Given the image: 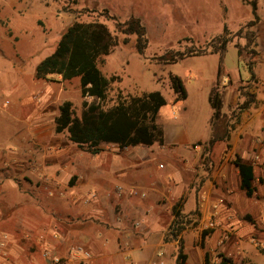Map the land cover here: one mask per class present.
<instances>
[{
    "label": "rangeland",
    "instance_id": "rangeland-1",
    "mask_svg": "<svg viewBox=\"0 0 264 264\" xmlns=\"http://www.w3.org/2000/svg\"><path fill=\"white\" fill-rule=\"evenodd\" d=\"M253 2L0 0V201L4 199L14 205L9 209L7 203H0L1 220L5 222H0V240L5 236L7 238L5 245L0 244V264H91L94 259L92 252L85 246L71 245L67 254L61 255L48 243L50 239L64 245L65 242L59 239L67 236L71 227L69 218H73V206L88 208L99 197L96 191L81 197L78 192L62 185L63 167L73 160L69 158L78 156V166L86 172L92 154L86 147L81 148L72 143L67 132L58 134L55 131V119L65 102H71L75 115L80 117L84 103H91L93 98L82 97L79 78L63 80L60 76H49L48 79L38 80L35 75L38 64L54 53L67 29L76 22L99 23L118 38V45L110 55L99 61L105 76L119 78L110 87L107 106L116 104L119 93L123 96H141L158 91L166 100L159 111L158 123L161 126L177 125L187 141H194L210 136V119L214 110L209 103V96L217 80L220 54L190 57L188 54L205 49L211 51L212 46L219 45L216 38L224 35L238 44L241 56L248 61V65L254 67L264 62V30L263 25L258 24L259 18L252 16ZM132 17L140 19L146 29L148 45L143 54L137 51L136 35L123 34L117 25ZM225 27L228 29L226 34ZM257 36L262 37L259 42ZM221 65L232 78L239 77V74L245 78L251 74L249 67L239 59L238 50L231 44ZM256 72L253 79L240 81L234 86L227 75L223 79L219 78L217 90L224 101V118L219 128L228 127L230 139L217 144L212 151L201 147L203 158L200 159L199 170L203 177L197 179L193 188L197 190L196 199H200L202 204L191 214L182 210L185 229L178 239H173L171 234L178 224L174 231V222L168 227L165 241L175 244L169 251L159 248L152 257V264H176L180 250L183 248L185 252V241L181 234L186 230L187 236H193L194 246H200L204 231L208 232L205 240L209 236H221L214 251H209V264H217L220 253L241 260L238 253L225 250L231 242L238 244L236 236L264 237V64L259 65ZM172 76L183 81L187 92L185 100L174 92ZM25 101L31 106L25 107ZM246 102L250 104L249 107L241 111L240 108ZM21 104L22 107L17 110H21L23 117L30 110L42 113L47 137H28L26 142H22V138L27 135L26 124L12 113ZM178 144L181 148L187 145ZM101 147L103 151L97 156L99 159L105 153H123L130 149L109 144ZM158 148L155 145L153 149ZM246 148L253 155L257 152L262 154H256L254 161L249 160L255 168L254 185L257 189L255 196L249 200L252 209L249 211L242 205L243 200H248L239 189L238 175L231 164ZM224 164L227 165V176L224 181H220L222 176L219 177V170ZM5 181H11L17 187L14 195H7L8 199L3 198L1 193ZM23 184L25 189H22ZM117 187L114 194L119 199L127 195L147 198L142 190H127L120 186V192ZM205 190L210 191L211 195L208 203L202 199ZM24 205L36 213H25V207L21 209ZM37 207L40 213H37ZM57 209L68 213L59 217L54 215ZM81 212L84 222L92 217L89 212ZM11 216H15L13 223L7 221ZM57 217L61 218L62 223H57L54 226L56 230L50 231L47 224ZM136 223L135 226L139 228L140 222ZM249 242L255 250L264 253V245L258 240ZM132 247L133 244L128 240L122 243L123 264H133ZM30 248L38 260L29 258L27 252ZM258 251L249 264H264V254Z\"/></svg>",
    "mask_w": 264,
    "mask_h": 264
},
{
    "label": "crops",
    "instance_id": "crops-1",
    "mask_svg": "<svg viewBox=\"0 0 264 264\" xmlns=\"http://www.w3.org/2000/svg\"><path fill=\"white\" fill-rule=\"evenodd\" d=\"M253 1L252 5H255L256 14L259 18L258 24H262L264 30V0ZM252 16L254 17L253 11ZM259 38L262 37L257 36L258 42ZM230 44L238 50L239 59L250 69L248 61H245L239 54L238 44L233 43L231 40L228 46ZM208 54L211 53H207L205 55ZM222 63L223 60L221 62L220 55V73L218 69L217 80L213 84L210 96L213 90L217 89L219 78L223 79L227 75L231 84L234 86L240 81L246 82L253 79L254 74H257V67L264 64V62L257 63L256 66L252 67V70L250 69L251 74L246 75L245 78H243L241 74H239V77L236 76V78H232L230 74H226L227 71L222 67ZM262 78L264 79V76H262ZM237 97L238 96L236 94V98ZM27 106H31V104L25 101V107ZM20 107H22V104L18 108H15L16 111H13L12 113L26 124L25 131L27 132V135L25 138H22V142H24L28 137L36 139L47 137L45 135L46 127L44 126V117L42 113L37 112V110H30L25 114V117H23L21 110H17ZM213 114L210 119V136L207 139L187 141L186 138L181 135L183 131H181L177 125L161 126L158 123L157 118L156 124L158 128L162 130L164 136L163 145L156 143L150 147H130L129 151L123 153H105L102 159L97 157L100 154H92V160L90 159L91 163H89L86 172H84L85 170L83 171L79 168L77 163L78 156H73V158L71 156L69 159L73 160L69 165H65L63 167L65 169L62 168V185L69 188L73 192H78L81 194V197L95 191L99 193V197L95 202L89 204L87 206L88 208H81V210L73 206L71 211L73 212V218H69L71 227L68 230L67 236H61L59 239L64 241L65 244L61 245L49 239L48 243L50 242V247L55 249L59 254L66 255L68 247L70 248L71 245L85 246L94 256L91 264H123L121 246L122 243L127 240L133 244L131 250L133 264H152V257L156 254L159 248H164L166 251H169L170 247H172L175 243L166 242L165 237L168 233V227L176 219L173 213L174 206L179 203V208H181V210L185 211L187 214H191L195 209H199L200 204H202L200 199H196L195 194L197 190L193 188V185L197 182V179L203 177V175H200L199 170L201 167L199 162L200 159L203 158L201 147L207 145L212 139ZM34 128L36 130H34ZM226 142H220V144ZM178 143H186L187 145L182 147L184 148V150H182ZM200 143V146L197 145ZM155 145L159 146L158 150L153 149ZM193 145H197V147H193ZM23 150L25 151V149ZM249 151L250 149L246 148V151H241L237 156L249 163V160L254 161L256 154L262 155L260 152L253 155L254 153ZM110 162H112V164L115 163L116 165H110ZM107 163L108 165L106 166ZM231 164L234 166V169L239 176L238 169L234 162ZM160 165H163L164 167L160 168ZM225 168H227V165L225 166L224 164L219 170V173L221 174L219 177L222 176V180L220 181H224V178L227 176ZM207 177L210 178V175L207 174ZM68 184H70V186ZM23 185L22 189H25V185ZM116 186H121L127 190H142L147 194V198L141 199L139 197L127 195L124 198L119 199L114 194ZM14 190H17V187L13 185L11 181H5L1 187L2 197L8 199L7 195H14ZM205 191H203L204 196L202 199H205L208 203L211 195L210 191ZM245 198L248 201H242L243 207H245L246 211L252 210L250 207L251 203H249L251 198H248L246 195ZM3 201L8 204L9 209L13 208L14 205L9 204L10 202L8 203L4 199L1 200L0 203ZM8 201H10V199ZM243 202L246 203V206H244ZM26 206L24 205L21 207V209H24L25 207V213L31 211L36 213V211H33L32 208H28ZM5 207H7L6 204ZM37 211V213H40L38 207ZM62 211L57 209L54 212V215L64 217V215L68 213ZM81 211L89 212L92 217L84 222L85 219L82 218ZM1 217L2 211L0 207V222L5 223L1 220ZM14 217L15 216H11L7 221H9V223H13ZM119 218H121V221ZM60 219L58 217L54 218L52 223L47 224V227L51 229H49L50 231L56 230L54 226L61 222ZM136 222H140L141 226L139 228L135 226ZM220 237L221 236H209L207 240H205V246H202L200 239V246H194L193 236H187V230L184 231L181 234V238L185 241V252H183L187 255V264H197V262L198 264H209V262H206L205 252L214 251ZM236 237L237 240H239L238 244H233L231 242L225 250H228L231 253L239 254L241 259L240 261L232 258L234 261L236 260L235 262L238 264L252 263V259L255 254H257L256 252L258 250H255L252 246H250L249 241L256 239L259 243L264 245V237ZM225 250L223 251L225 252ZM27 253L32 261L33 259H37V256L34 255L31 248ZM217 260L219 259H216V261Z\"/></svg>",
    "mask_w": 264,
    "mask_h": 264
},
{
    "label": "trees",
    "instance_id": "trees-1",
    "mask_svg": "<svg viewBox=\"0 0 264 264\" xmlns=\"http://www.w3.org/2000/svg\"><path fill=\"white\" fill-rule=\"evenodd\" d=\"M253 15L255 19H258L255 5ZM117 25L123 34L136 35L137 51L143 54L147 48L148 39L146 29L140 19L132 17ZM227 32L228 29L225 27L224 33ZM216 41L219 45L212 46L211 51L205 49L189 53L188 56L219 53L222 62L230 39L223 35L219 39L216 38ZM117 45L118 38L106 26L99 23L76 22L63 34L54 53L42 60L36 68L35 75L38 80L48 79L49 76H60L63 80L79 78L82 97L93 98L91 103H84V110L80 117L75 115L73 104L67 101L61 106L60 114L55 119L56 133L67 132L72 143L81 148L86 147L93 155L100 154L103 151L101 146L104 144H114L121 149L138 146L150 147L156 143L164 144L163 132L156 124L159 111L166 104L160 92L144 93L141 96H123L119 93L116 104L107 106L110 87L119 78L105 76L99 67V61L110 55ZM239 54H242L241 51ZM250 69L252 70V64H250ZM171 83L178 97L185 100L187 92L181 78L172 76ZM209 103L214 110L213 136L205 148L212 151L218 143L229 141L230 131L228 127L222 130L219 128L224 115L222 114L223 97L217 89L213 90ZM249 105L248 102L244 103L240 110L247 109ZM234 164L239 173L240 190L248 198H253L257 192L254 185L256 180L254 166L239 156L234 160ZM179 205L177 203L173 209L176 217L172 226L173 231L175 225L178 224L175 232L171 234L173 239H178L185 229ZM207 234L208 232L204 231L201 236L202 246ZM218 257L217 264H238L222 253L218 254ZM208 258L209 252L207 251L205 252L206 262ZM176 264H187V255L182 249L177 256Z\"/></svg>",
    "mask_w": 264,
    "mask_h": 264
},
{
    "label": "built area",
    "instance_id": "built-area-1",
    "mask_svg": "<svg viewBox=\"0 0 264 264\" xmlns=\"http://www.w3.org/2000/svg\"><path fill=\"white\" fill-rule=\"evenodd\" d=\"M159 167H160V168H163L164 166H163V165H160ZM117 190H119V191L121 192V191H122V188L119 186V187H117ZM6 241H7V238H6V236H5L3 239L0 240V244L3 246V245H5ZM81 251H82V250H80V252H81ZM56 261L58 262L59 260L56 259Z\"/></svg>",
    "mask_w": 264,
    "mask_h": 264
}]
</instances>
